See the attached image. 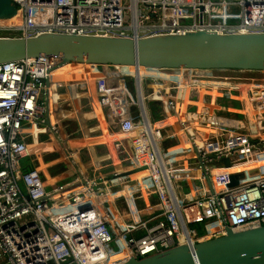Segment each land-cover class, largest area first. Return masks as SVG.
<instances>
[{"label":"built area","instance_id":"2783aa9c","mask_svg":"<svg viewBox=\"0 0 264 264\" xmlns=\"http://www.w3.org/2000/svg\"><path fill=\"white\" fill-rule=\"evenodd\" d=\"M12 1L21 23L0 24V37L264 32V0ZM57 63L56 57L45 56L0 63V253L9 264H121L225 235L228 227L241 231L264 225L261 165L236 171L245 173L236 186H230L235 172L217 171L264 155V83L249 85L216 77L222 69H204L212 72L188 74L192 81L185 84L163 69L167 76L140 72V87L134 74L95 65L102 74L94 85L106 93L99 102L100 122L115 131L105 109L113 112L125 135L112 143V169L95 175L72 144L74 132L67 130L66 118L56 114V94L64 89L84 134L79 114L86 105L76 106L73 93L89 91V83L58 81L52 75ZM127 77L136 88V101L122 81ZM186 88L189 96L183 101ZM243 90L255 112V131L245 110L233 111L235 101L243 106ZM156 98L163 104L162 118L152 111L150 102ZM38 132L49 134L48 142L56 146L67 172H74L72 178L57 184L50 182L54 177L44 179L29 143ZM224 158L233 165L224 166ZM179 169H194L197 175L178 180L172 173ZM126 186L130 195L110 196ZM193 224H205L207 231L199 235ZM119 253L124 257H115Z\"/></svg>","mask_w":264,"mask_h":264},{"label":"water","instance_id":"95a60500","mask_svg":"<svg viewBox=\"0 0 264 264\" xmlns=\"http://www.w3.org/2000/svg\"><path fill=\"white\" fill-rule=\"evenodd\" d=\"M17 13L12 0H0V19L12 18ZM42 56L56 57V67L73 62L135 66L141 87L140 67L263 71L264 32L222 34L198 30L145 37L46 32L0 37V63ZM260 126L264 127V121ZM244 128H247L245 124ZM222 164L230 167L233 162L224 158ZM172 175L184 180L195 177L197 171L179 169ZM244 175V172L232 173L230 186L238 185ZM121 264H264V225L241 231L228 227L225 235L204 238L194 245L180 244L141 259L133 257Z\"/></svg>","mask_w":264,"mask_h":264},{"label":"crops","instance_id":"0c3cea01","mask_svg":"<svg viewBox=\"0 0 264 264\" xmlns=\"http://www.w3.org/2000/svg\"><path fill=\"white\" fill-rule=\"evenodd\" d=\"M4 22L10 23V24H20L21 23V17L16 18V19H12L9 21H4ZM118 69L121 70V67H118ZM123 74H125V73H123ZM56 75L61 81H66V83H72V84L76 83L77 79H86L87 82L89 83V86H90L89 91H77V92L73 93V98H74L76 106L86 105V108L84 109L83 113L79 114V115H81L82 126L84 127V125L86 123H87V125H89V122H86L87 117L84 116L85 113L87 114L88 112H90V114H93L96 118V121H98V125H99L101 135L99 137L98 135H96L95 133H93L91 131V134H90L91 137L90 136L87 137V139H89L91 142V143L89 142L90 144L88 145L89 149L84 148L88 142H87V140H84L82 134L78 131L79 130L78 127H76L77 121L75 120V117L71 114L72 113V107L70 105V102L67 100L68 96L65 93L64 89L58 90L57 94H56V96H57L56 114L59 117L66 118L65 124L67 125V130L69 132H74L72 144L76 145V147H78L80 149L81 160L84 161V163L87 166H89L90 168H93L95 170L94 171L95 175H99V174H103L105 172H109L112 169V166L109 164V161H110L109 154L111 151L112 143L117 138L124 137L125 135H124V133L119 132L120 129L122 130L123 128L118 123L117 119L114 117L113 112L105 109V111L108 115L109 125L113 129H115V131L108 128L104 121L100 122V119L103 118L102 117L103 113H102V109L100 108L99 102H100L101 98H104L106 93L104 90L101 89L100 86L94 85L95 84L94 82H95V78L100 76L101 74L96 75L94 77H90L87 74H80V73L73 72L69 69L62 68L56 73ZM173 77L176 79H180L181 81L185 82V84H189V81H192L191 77H189V76H173ZM127 79L132 81L130 77H127V78L123 79L122 81L127 82L128 89H129L130 94H131L130 84L127 81ZM132 82H131V84H132L131 88L134 89V96H135L136 88L134 86V83H132ZM123 86H125V85H123ZM146 86L148 87V83ZM244 91L245 90H243L241 92V100H242V104H243L242 108L240 105L241 104L240 100L235 101V103H234L235 106H234L233 111H236L237 113L244 112L245 102H246V100L249 101V93L247 90L245 91L247 93H243ZM183 94L189 95V90L185 89V92ZM236 100H238V99H236ZM84 121H85V124H84ZM116 122L118 123L117 126L114 125ZM250 129H251V131H255V128L253 129L250 127ZM88 131H89L88 133H90V130H88ZM40 134H41L40 132L34 134L35 141H36V138H38L37 140L40 141ZM35 145H36L35 147L39 146L38 150L41 151L43 149H49L51 147V145L53 146V142H49V144H47V143L40 144L38 142ZM83 152H86L87 157H84L82 155ZM258 158H264V155H260ZM93 169H90V170L92 171ZM262 171L264 172V168H262ZM130 188H131L130 186H126L124 189L113 192L112 195L114 198H117L120 195H122V196L130 195L131 194ZM0 264H9L7 257L1 253H0Z\"/></svg>","mask_w":264,"mask_h":264},{"label":"bare ground","instance_id":"6f19581e","mask_svg":"<svg viewBox=\"0 0 264 264\" xmlns=\"http://www.w3.org/2000/svg\"><path fill=\"white\" fill-rule=\"evenodd\" d=\"M136 9L137 8L134 7V5H133L132 6V10L135 12ZM19 17H21V13L20 12H18L12 18L0 19V24H2V25H10V23L4 22V21H9V20L16 19V18H19ZM137 24L138 23H137V20H136L134 25L137 26ZM12 25H20V24H12ZM118 67H121L122 71H129L130 72L129 74H131V75H133V74L136 75V73H138L137 70H136L137 68L135 66H115V68H117V69H118ZM62 68L69 69V70H71L73 72L80 73V74H87L90 77H94L96 75L102 74L101 72H99L97 70L95 64H91L90 67H89L86 63H75V62L66 63V64H63V65L57 66L55 69L52 70V75L58 81H61V80L57 77L56 73ZM121 70L118 69L119 72H121ZM150 70L145 68V67H140L139 71L142 74L149 72V73H153V74H155L157 76H161V74H159V72L164 71L163 69H150ZM171 70H173L172 71L173 76H187L188 74H195V73L208 74V73L212 72V70H200V69L192 70V69H185L183 67L170 69L169 71H171ZM231 71H233V72H231ZM252 71L251 70L222 69V72L215 71V76L216 77H221V78H224V79H228V80L246 81L244 76H239V74L244 73V74H248L249 75ZM254 83H255V85H257L259 83L258 86L259 85L262 86L263 83H264V76H263L262 80H258V81H256L255 78H252V83H250L249 85H254ZM245 91L243 93H247ZM244 110L246 112V121H247V124H248L249 128L250 127L254 128V125L251 122L253 120V117H254V110H253L252 104H250V102L248 100H246V102H245V109ZM260 165H261V169L264 168V158H258V159L256 158V159H254L251 162L237 164V165L232 166L229 169H221V170H217V171H218V173L219 172H235L236 173V171L237 172L245 171V170H248V169H250L252 167H257V166L259 167ZM143 175H144V173H141V174H139L137 176L138 177H142ZM112 193H110L111 197H113ZM123 257H124V255L122 253H119L117 258H123Z\"/></svg>","mask_w":264,"mask_h":264},{"label":"trees","instance_id":"16d2710c","mask_svg":"<svg viewBox=\"0 0 264 264\" xmlns=\"http://www.w3.org/2000/svg\"><path fill=\"white\" fill-rule=\"evenodd\" d=\"M151 106L153 107V114L155 117L157 118H162V116L165 115L164 111H162V102L160 101V99H153L151 102H150ZM85 117H87L86 119V122H94L96 121V118L93 114H90V112H88L87 114L85 113L84 115ZM84 124H85V121H84ZM86 125V129L89 130V126L87 125V123L85 124ZM98 126V129L97 128H94L92 130L93 133H97L96 135H98L100 137L101 135V132H100V129H99V125ZM76 127L79 128V125L78 123L76 122ZM88 137L90 136L91 137V130H90V133H87ZM38 138H36V141L34 142V144H37L38 142L40 143V141L37 140ZM34 140H35V137H34ZM49 150L46 149V151H43V152H40V150H38V152L35 150H33V155L34 156H38V161L35 163V166L39 167L41 170H42V175L44 177V179L46 180H50L52 179L53 177L55 179H52L50 180V182H52L53 184H57V183H62V182H65L66 180L72 178V176L74 175V172L73 171H70V172H66L62 175H59V176H56L58 173H57V170H59L58 168L59 167H64L66 166L67 169H68V165L65 163V162H62L60 161V158H59V154L57 152H48ZM38 153V155H37ZM50 153V154H49ZM48 154V155H47ZM45 155L49 156V157H46ZM52 157V158H51ZM41 159V162L39 161ZM45 168V169H44ZM61 173V172H60ZM192 228H195L197 229L199 235H202L204 234L207 230H206V226L205 224H193L191 225ZM209 227L211 228H214V226H210V224H208ZM119 254H117L115 257H118Z\"/></svg>","mask_w":264,"mask_h":264},{"label":"rangeland","instance_id":"374dc122","mask_svg":"<svg viewBox=\"0 0 264 264\" xmlns=\"http://www.w3.org/2000/svg\"><path fill=\"white\" fill-rule=\"evenodd\" d=\"M127 3H128V0H127ZM152 21H150V22H148L149 24L151 23ZM102 67V66H101ZM117 68H114L113 66H109L108 68H106V71H113L114 73H117L118 72V69L116 70ZM167 71H169V69H167ZM173 71V70H172ZM171 71V72H172ZM252 71V70H251ZM121 72L122 73H125V74H128V73H130L129 71H122L121 70ZM127 72V73H126ZM171 72H167V73H171ZM218 72H220V71H218ZM222 72V71H221ZM231 72H233V71H231ZM249 72V71H248ZM253 72V73H252ZM249 75L248 74H244V73H242V74H239V76H244V78L245 79H250V80H246V81H249V84L250 83H252V78H255V80L256 81H258V80H262V78H263V76H264V71H252ZM235 73V72H234ZM149 74H152V75H155V74H153V73H149ZM159 74H161V72H159ZM161 75H163V76H167L166 74H161ZM127 81L129 82V84H130V90H131V96H132V99L134 100V101H136V97L134 96V89H132L131 88V86H132V84H131V82L132 81H130L129 79H127ZM146 82H147V80H145ZM133 83V82H132ZM187 89V88H186ZM188 96L189 95H185V94H182V96H181V99H183V101L186 99V98H188ZM132 100V101H133ZM152 107V106H151ZM133 110V109H132ZM152 111H153V107H152ZM154 112V111H153ZM245 115H246V113H245ZM254 115H255V112H254ZM79 116V115H78ZM78 118H80V117H78ZM81 119V118H80ZM75 120L76 121H78L77 119H76V117H75ZM98 121H94V122H90L89 123V130H93L94 128H97L98 129ZM83 131H84V134L82 133V131H81V134H82V136H83V138H84V140H87V142L89 143L90 142V140L89 139H87V133L89 132L87 129H86V126L84 125V127H83ZM86 132V133H85ZM95 134H97V133H95ZM86 136V137H85ZM48 138H49V134H47V133H41L40 134V140L42 141H44V140H46L45 142H43V143H40V144H45V143H47V144H49V142H48ZM34 142H35V140H34V135H32L30 138H29V143L32 145V147H33V150L35 151H37L38 152V149H39V146H37V147H35L36 145L34 144ZM91 143V142H90ZM89 143V144H90ZM55 145H51V147L49 148V149H47V150H49L48 152H50V153H52V152H55ZM43 151H46V149H43V150H41L40 152H43ZM49 153V154H50ZM37 155H38V153H37ZM48 155V154H47ZM47 155H45L46 157H49V156H47ZM82 155L84 156V157H87L86 156V152H83L82 153ZM52 158V157H51ZM41 159L42 158H40V162H41ZM89 167V166H88ZM45 169V168H44ZM59 170H57V175L56 176H59V175H62V174H64V173H66L67 172V167L66 166H64L63 168L62 167H59L58 168ZM89 170H90V167H89ZM61 172V173H60ZM144 202H145V200H143V199H141L140 201H138V204H139V206H143V204H144Z\"/></svg>","mask_w":264,"mask_h":264}]
</instances>
